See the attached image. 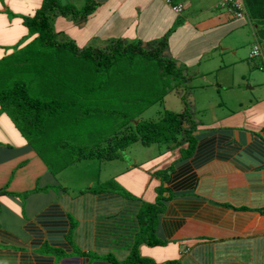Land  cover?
I'll list each match as a JSON object with an SVG mask.
<instances>
[{
	"label": "crops",
	"instance_id": "crops-1",
	"mask_svg": "<svg viewBox=\"0 0 264 264\" xmlns=\"http://www.w3.org/2000/svg\"><path fill=\"white\" fill-rule=\"evenodd\" d=\"M28 1V8L36 10L43 0H0V65L1 58L10 53L28 32L20 17L29 13V10L20 9L21 4ZM97 1L115 10L108 13L110 16L104 15L109 16L108 19H103L102 14L101 17L94 14L78 23L89 32V40L92 38L90 32L94 35L88 28L90 25L94 28L98 23L99 27L103 20H108L112 21V29L116 27L120 31L137 26L141 18L146 22L145 27L141 26L144 29L142 35H148L147 38L139 37L144 41L160 38L173 28L167 40L171 52L167 53L174 59L177 57L173 46L182 45L186 40L198 41L202 36L208 39L206 43L209 45H223V51H229L236 62L241 60L242 54L236 45L225 46L223 43L226 36L241 26L240 20L233 18V11L226 8L220 11L218 4L224 0H214L208 5L206 10H217L218 14L204 19L201 14L206 10L197 12L204 8L197 0ZM174 6H181V11H176ZM186 8L188 15H184ZM207 19L210 25H203ZM133 29L129 32L133 33ZM187 47L194 55V63L199 66L200 53L193 46ZM190 53L187 56L192 57ZM239 119L240 124L223 122L195 132V135H202L197 152L175 164L169 184L174 196L165 202L166 210L159 216L157 236L169 243L155 247L168 248L169 254L157 260L153 257L155 248L142 244L139 247L141 255L158 262L179 258L181 264H264V159L253 162L245 157V147L251 140L258 136L264 138V123L248 122L245 112ZM219 120L224 119L218 118L214 122ZM213 129L222 134H211ZM200 152L207 158L202 162L199 161ZM173 155L162 159V165L144 168L142 172L147 174L143 182L145 187L155 185L154 171L170 165ZM133 165L134 168L138 166L137 162ZM58 171L49 170L44 159L10 118L0 114V190H7L0 191V215L6 211L10 212V218L13 216L12 221L0 220V264H47V261L49 264H68V260L57 262L50 254L42 252L45 242L52 239L39 223L38 216L53 205L58 206L65 218L71 214L77 221L71 234L73 243L82 254H75L74 258L70 256L73 258L70 262L112 264L102 258H126L139 230L138 213L142 203L112 190H89L73 196L67 186H61L60 174L64 170ZM17 216L20 217L19 224L15 225L13 222ZM18 226L25 239L17 234ZM34 227L40 236L33 231Z\"/></svg>",
	"mask_w": 264,
	"mask_h": 264
},
{
	"label": "trees",
	"instance_id": "trees-1",
	"mask_svg": "<svg viewBox=\"0 0 264 264\" xmlns=\"http://www.w3.org/2000/svg\"><path fill=\"white\" fill-rule=\"evenodd\" d=\"M243 1L245 14L242 17L234 15L233 18L240 20V24L248 22L253 26L252 31L262 45L264 55V0ZM103 6L97 0H87L80 8L60 0H43L32 14L20 15L28 30L22 40H31L25 42L22 48H19L20 45L14 46L10 53L1 58L0 114L4 113L10 118L52 172L76 160L121 158L122 151L138 141L146 146L155 143L165 145L166 157L175 153L170 165L153 173L159 194L154 204H141L138 213L139 230L129 255L123 260L113 256L102 259L112 264H181L179 258L158 262L143 256L139 247L142 244L155 247L169 243L168 240L160 239L156 232L159 216L166 210L165 202L174 196L169 187L171 171L176 163L196 154L202 135H195V132L205 128V124L197 121L191 107L186 105L183 111L164 110L157 119H141L128 125L125 121H128L130 115L126 116L125 121L121 117L117 119L121 112L115 109L114 103L108 106L104 104L105 100L101 96L114 91L119 93L115 104H124L126 97L121 98L123 91L132 86L136 91L128 100L134 105L142 104L144 97L138 92L153 91L152 83L146 82L150 81L149 76L152 77L151 81L156 80V77L170 81L174 79L173 76H179L182 70L176 66L175 59L165 53L173 28L151 41H125L122 37H112L102 40L100 45H87L83 49H79L71 38L65 41L57 39L59 34L52 29L53 17H70L72 23H79L92 17ZM112 8L104 6V19L114 12ZM26 52L28 55H25ZM8 58L18 59L15 60L17 63H10ZM6 59L8 62L4 64ZM253 67L264 69V56L260 57L259 62H254ZM12 70L17 71L14 76L10 78L8 75L5 78L8 71ZM137 76L145 81V86L135 83ZM182 80H185L184 76ZM97 99L102 100V104H96ZM105 120H108L106 127L93 126ZM211 132L222 134L215 129ZM56 137L60 141H49ZM258 137L253 138L245 147L246 159H253V162L264 159V138ZM47 145L55 153L65 152V156L62 159L55 158L54 162L49 161L41 151ZM206 159L202 155L199 157L200 162ZM55 161L57 165H62H55ZM102 190L112 189L101 184L91 188L93 192ZM38 220L52 239L45 242L42 252L50 254L57 262L68 260V264H77L76 261L70 262V256L74 258L75 254H82V250L73 243L71 234L77 225L75 218L71 214L65 218L58 206L53 205L40 213ZM32 229L40 236L35 227Z\"/></svg>",
	"mask_w": 264,
	"mask_h": 264
},
{
	"label": "rangeland",
	"instance_id": "rangeland-1",
	"mask_svg": "<svg viewBox=\"0 0 264 264\" xmlns=\"http://www.w3.org/2000/svg\"><path fill=\"white\" fill-rule=\"evenodd\" d=\"M60 1L62 3L73 4L77 8H80L86 4L87 0ZM132 1L133 0H130V2ZM197 2L204 7L197 11L200 13L202 10H206V7L211 5L214 0H197ZM29 4L30 1L23 2L20 9L29 10V13L34 12L35 10H30L32 9L30 7L28 8ZM153 4L156 5L155 3ZM31 5L33 6L32 2ZM146 8H148V6H146ZM103 9L104 6L94 14L101 17V14L103 15L106 13L103 12ZM222 9L223 8H220V11ZM216 11L217 10L212 11L211 9L206 10L201 14V18L204 19L209 15L216 16L218 14ZM186 13L187 15L189 14L187 8L184 10V15H186ZM71 21L73 20L70 17L64 19L62 16H55L52 19V29L59 34L57 37L59 41H65L71 38L79 49H83L87 45H100L102 42L98 41L110 39L112 37H122L125 41H135L139 40V37L141 36L144 38H147L145 36H148L142 35L144 29L141 26L145 27L146 22L141 20V18L138 19L139 23L137 26L132 25L131 27L124 28L120 31L116 29V27L112 29V21L108 20H103L99 24V27L98 23L94 24V28L90 25L88 28L94 32V35L90 32L89 36L92 37L90 40L88 39L87 31H85L86 29H82L83 27L76 22L69 24ZM202 24L210 25V22L207 19ZM132 27L134 28L133 33H130L129 30H131ZM165 27L166 26L162 29H165ZM172 33L173 32H171L169 36ZM218 33L220 34V30ZM156 35L158 36V34ZM225 38V41H223L225 46H228V44H234L237 46L238 52L242 54L240 61L236 62L229 51H223V45L217 43L209 45V43H206L208 39L203 38L202 36L198 38V41L186 40L182 45L173 46V53L177 57V60L175 59V61L178 62L182 70V73L179 74V76H173L174 79L171 78L170 81H162L157 77L156 80L151 81L152 77L149 76L150 81L147 80L146 82L152 83L153 91L143 90L138 92L142 98L144 97L143 99L141 98L143 100L142 104L134 105L128 100V97L131 98L132 95H134V91H136L134 86L123 91L121 98L126 97L124 104H115L119 94H116L115 91L112 93L108 91L109 93H106V96H101V98H103L102 100H105L104 104L108 106V104L114 103L115 109L121 112L119 116L117 115V119L121 117L120 119L124 118L122 121H125L127 119L126 116L130 115L131 117H128V121H125L128 125H132L141 119H157L164 110L177 112L183 111L186 105H189L194 110L195 119L203 122L205 127H211L213 124L222 125L221 123L223 122H225V124L228 122L240 124L241 119L239 118L244 112L247 114L248 122H256L258 125L263 124L264 69L253 67L254 62L260 61V56L255 58V60H250L248 58L252 46L256 44L251 24L248 22L241 23L238 31L231 32L230 35ZM30 40L31 38L24 42L22 40V43H17L15 47L20 45L19 48H22V45H25L27 42L29 43ZM177 43L179 44V42ZM187 46L195 47L200 53L198 56L201 57L202 60L200 61L199 66L194 63V55L188 51ZM143 47H145L144 44ZM166 49V54L171 52L170 49L168 51V45ZM29 51L30 50H28V52ZM189 53L192 57L187 56ZM25 55H28L27 52ZM169 56L171 55L169 54ZM220 58L223 59L220 60ZM15 60L18 59L8 58L10 63L15 62ZM8 61L6 59L4 64ZM180 62H183V64ZM16 63L17 62H15V64ZM176 66L179 67L177 64ZM0 67L2 66L0 65ZM16 72L17 71L15 70H12L11 72L8 71L5 78H7L8 75L12 78ZM158 72L161 74L160 69H158ZM182 76L185 77L184 81L182 80ZM139 78L141 77L137 76V82L135 83L140 86H145V81L142 78V80H138ZM179 78L182 80V84L181 80H177ZM155 87L157 88L155 89ZM102 100L100 101L97 99L95 103L102 104ZM218 118H223L224 120L214 122V120ZM122 121L120 122L122 123ZM107 123L108 120H105L93 126L104 128ZM51 140L54 142L60 141L58 137L50 139L49 141ZM166 150L167 148L165 145L155 143L146 146L138 141L122 151L121 158L112 160L97 158L76 160L74 163L66 166V168L64 167L58 171L60 172L64 170L63 173L60 174V178L62 179L61 186H67L66 188H68L71 195L76 196L82 193H87L92 187L101 184L112 189V191L123 195L127 199L136 200L141 203L145 202L148 204H154L159 193L156 191V185L149 184L147 187H145L146 185H143L144 177H146L145 175L147 174L142 171L146 167H153L156 164L162 165V159L167 155ZM41 151L45 157L52 162H54L55 158L59 157L62 159L65 156V152L59 153L56 151L55 153L52 151L50 145L42 148ZM53 152L55 153V156H53ZM135 162H137V168L133 167ZM55 165H57L56 161ZM61 165L62 164H59L57 166ZM147 183L148 181L146 184ZM68 191L67 193H69ZM9 214L10 212L6 213V211H2L0 220L10 219L12 221L13 216L11 215L12 218H10ZM19 219L20 217L17 216L13 223L15 225L19 224ZM17 234L25 239L24 232L20 230L19 226L17 227ZM154 248L153 252H155V255L153 257L157 260H160L169 254V252H167L169 251L168 248Z\"/></svg>",
	"mask_w": 264,
	"mask_h": 264
},
{
	"label": "built area",
	"instance_id": "built-area-1",
	"mask_svg": "<svg viewBox=\"0 0 264 264\" xmlns=\"http://www.w3.org/2000/svg\"><path fill=\"white\" fill-rule=\"evenodd\" d=\"M222 6H227L238 17H242L245 14V7L243 0H226L221 3ZM176 11H181V6H174ZM262 54L259 44H255L250 52V57H257Z\"/></svg>",
	"mask_w": 264,
	"mask_h": 264
},
{
	"label": "clouds",
	"instance_id": "clouds-1",
	"mask_svg": "<svg viewBox=\"0 0 264 264\" xmlns=\"http://www.w3.org/2000/svg\"><path fill=\"white\" fill-rule=\"evenodd\" d=\"M224 1H226V0H224ZM224 1H221V2L218 4V7L229 9L227 6H222V5H221V3L224 2ZM243 3H244V1H243ZM257 43L259 44V46H260V48H261V44H260L258 41H256V44H257ZM252 48H253V46H252ZM252 48H251V50H252ZM251 50H250V52H251ZM250 52H249V58H250V59H255V58L259 57V56H257V57H253V58L250 57ZM261 52H262V54L260 55V57H263V50H262V48H261Z\"/></svg>",
	"mask_w": 264,
	"mask_h": 264
}]
</instances>
